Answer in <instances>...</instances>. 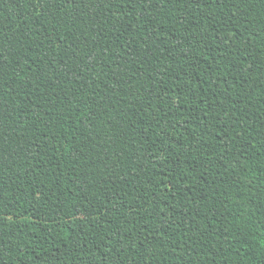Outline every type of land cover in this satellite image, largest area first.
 I'll list each match as a JSON object with an SVG mask.
<instances>
[{"label":"trees","instance_id":"1","mask_svg":"<svg viewBox=\"0 0 264 264\" xmlns=\"http://www.w3.org/2000/svg\"><path fill=\"white\" fill-rule=\"evenodd\" d=\"M0 264H264V0H0Z\"/></svg>","mask_w":264,"mask_h":264}]
</instances>
